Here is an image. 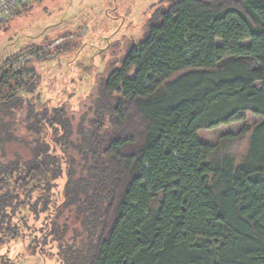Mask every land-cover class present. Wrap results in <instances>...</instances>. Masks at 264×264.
Here are the masks:
<instances>
[{
	"label": "trees",
	"instance_id": "obj_1",
	"mask_svg": "<svg viewBox=\"0 0 264 264\" xmlns=\"http://www.w3.org/2000/svg\"><path fill=\"white\" fill-rule=\"evenodd\" d=\"M100 95L107 120L71 144L60 264H264V0L175 1ZM246 112L262 118L246 161L213 167L197 133ZM35 156L15 169L45 184L55 167L44 148Z\"/></svg>",
	"mask_w": 264,
	"mask_h": 264
},
{
	"label": "rangeland",
	"instance_id": "obj_2",
	"mask_svg": "<svg viewBox=\"0 0 264 264\" xmlns=\"http://www.w3.org/2000/svg\"><path fill=\"white\" fill-rule=\"evenodd\" d=\"M175 1L34 0L0 23V264H60L53 232L63 225L56 217L69 162L80 158L71 144L81 139L79 128L87 131L95 119L107 120L103 81L144 40L157 12ZM11 99L21 103L5 107ZM240 118L197 133L214 147L208 158L213 167L235 169L246 161L251 133L262 118L251 112ZM56 120L72 132L69 138ZM38 146L55 167L45 184L34 172L26 177V170L15 169L18 162L39 161ZM12 240L20 244L12 247Z\"/></svg>",
	"mask_w": 264,
	"mask_h": 264
},
{
	"label": "built area",
	"instance_id": "obj_3",
	"mask_svg": "<svg viewBox=\"0 0 264 264\" xmlns=\"http://www.w3.org/2000/svg\"><path fill=\"white\" fill-rule=\"evenodd\" d=\"M27 0H0V20L6 19L12 15L14 10L21 5L25 4Z\"/></svg>",
	"mask_w": 264,
	"mask_h": 264
}]
</instances>
